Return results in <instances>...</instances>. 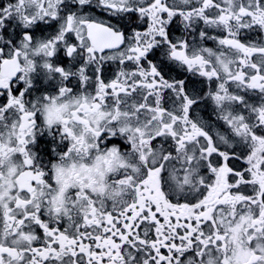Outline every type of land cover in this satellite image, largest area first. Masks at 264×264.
Masks as SVG:
<instances>
[{
	"label": "snow or ice",
	"instance_id": "obj_1",
	"mask_svg": "<svg viewBox=\"0 0 264 264\" xmlns=\"http://www.w3.org/2000/svg\"><path fill=\"white\" fill-rule=\"evenodd\" d=\"M0 264H264V0H0Z\"/></svg>",
	"mask_w": 264,
	"mask_h": 264
}]
</instances>
